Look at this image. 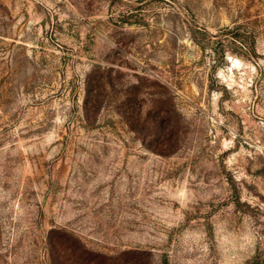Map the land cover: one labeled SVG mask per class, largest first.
<instances>
[{
	"label": "rangeland",
	"instance_id": "374dc122",
	"mask_svg": "<svg viewBox=\"0 0 264 264\" xmlns=\"http://www.w3.org/2000/svg\"><path fill=\"white\" fill-rule=\"evenodd\" d=\"M0 264H264V0H0Z\"/></svg>",
	"mask_w": 264,
	"mask_h": 264
},
{
	"label": "trees",
	"instance_id": "16d2710c",
	"mask_svg": "<svg viewBox=\"0 0 264 264\" xmlns=\"http://www.w3.org/2000/svg\"><path fill=\"white\" fill-rule=\"evenodd\" d=\"M214 37L216 38V36H214ZM215 40H217V38ZM213 42H216V41H214L213 38H210V40H208V42L204 43L203 46L209 45L210 43H213Z\"/></svg>",
	"mask_w": 264,
	"mask_h": 264
},
{
	"label": "bare ground",
	"instance_id": "6f19581e",
	"mask_svg": "<svg viewBox=\"0 0 264 264\" xmlns=\"http://www.w3.org/2000/svg\"><path fill=\"white\" fill-rule=\"evenodd\" d=\"M234 60H237V59H234Z\"/></svg>",
	"mask_w": 264,
	"mask_h": 264
}]
</instances>
